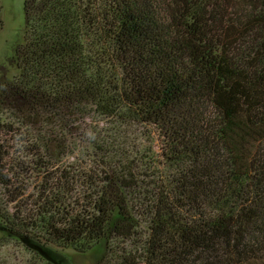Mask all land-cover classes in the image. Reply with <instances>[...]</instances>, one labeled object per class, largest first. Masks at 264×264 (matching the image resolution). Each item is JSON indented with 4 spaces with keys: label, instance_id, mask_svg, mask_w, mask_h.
Listing matches in <instances>:
<instances>
[{
    "label": "trees",
    "instance_id": "trees-1",
    "mask_svg": "<svg viewBox=\"0 0 264 264\" xmlns=\"http://www.w3.org/2000/svg\"><path fill=\"white\" fill-rule=\"evenodd\" d=\"M24 15L0 83L5 231L80 256L131 243L119 264H264V0H25ZM88 112L117 134L83 166L66 153Z\"/></svg>",
    "mask_w": 264,
    "mask_h": 264
},
{
    "label": "rangeland",
    "instance_id": "rangeland-1",
    "mask_svg": "<svg viewBox=\"0 0 264 264\" xmlns=\"http://www.w3.org/2000/svg\"><path fill=\"white\" fill-rule=\"evenodd\" d=\"M24 3L25 0H0V19L2 20V28L0 29V83L2 78L8 79L18 73L12 57L17 46L23 43L26 35L25 26L27 24L25 23ZM97 118V114L88 112L83 117L81 125L80 123L74 125V130L76 128L78 130L77 133H71L72 136L66 153V158L69 161L84 166L86 161L97 160L93 149L96 145L101 144L102 140H107V147L111 148L109 139L115 136L117 132L113 130V127L106 125L103 119L99 118V120ZM15 126L20 127L18 123ZM24 133L22 134L24 135ZM16 135L20 136L19 134ZM58 135H60V132ZM128 135L131 142L137 143L142 140L143 146L141 147L143 149L149 146L147 141L144 140H149V138L142 127H134ZM30 136L35 137L34 135ZM7 138L11 139V136L9 135ZM153 150H157L155 146ZM2 198L0 195V210L6 214L10 208L3 205ZM108 247L105 249L99 244L96 251L80 256L74 254L70 248H63L37 239H26L14 233H7L4 224L0 221V264H119L120 260L115 259L112 249L116 248L118 254H120L122 248L131 249L133 246L131 243L113 242Z\"/></svg>",
    "mask_w": 264,
    "mask_h": 264
}]
</instances>
